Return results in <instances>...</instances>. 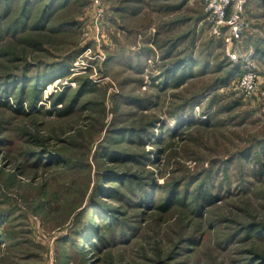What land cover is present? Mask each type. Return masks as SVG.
<instances>
[{
  "label": "rangeland",
  "instance_id": "374dc122",
  "mask_svg": "<svg viewBox=\"0 0 264 264\" xmlns=\"http://www.w3.org/2000/svg\"><path fill=\"white\" fill-rule=\"evenodd\" d=\"M7 1L0 264H264V98L238 89L242 64L228 30L212 34L207 0H57L36 29L52 0H28L23 32L9 25L24 0ZM236 2L225 22L249 23L240 52H254L264 93V0ZM142 130L152 140L131 143ZM99 184L143 186L153 204L97 195ZM176 195L183 207L157 208ZM91 204L116 219L102 239Z\"/></svg>",
  "mask_w": 264,
  "mask_h": 264
},
{
  "label": "trees",
  "instance_id": "16d2710c",
  "mask_svg": "<svg viewBox=\"0 0 264 264\" xmlns=\"http://www.w3.org/2000/svg\"><path fill=\"white\" fill-rule=\"evenodd\" d=\"M5 1H6L5 2L6 5H5L4 9L5 10L7 8L11 9V6H10L11 2H8L7 0H5ZM38 1L40 2V1H45V0H38ZM56 1L57 0H52V1L49 2V4H46V6L43 7V9L41 10L40 14L38 16H36V18H35V22H34V27L33 28L36 29L37 27L41 26L44 22H48L50 20V17L52 16L53 7L56 5V3H54V2H56ZM29 2L30 1H28V0H24V2L21 5L20 13L18 14V16H16L14 18V21L9 25L10 29L15 31V29L18 28L19 32H23V30H25L26 22H25L24 18L26 16L25 13L27 11V8L30 7ZM67 2H68V0H62L61 1V3H62L61 5H63L64 3H67ZM9 10H6V12H8ZM4 14H6V13H4ZM43 80H44V77L41 78V79L37 78V79H35L34 83L36 85H43L44 86V84H42ZM171 80H173L172 84L174 86H178L179 87L185 81V76H184L183 73H180L178 76L173 77ZM0 105L6 106V103L5 102L4 103L0 102ZM70 109L71 108H68L67 110H63L64 112H59V115H62L63 113L69 112ZM15 112H19V110H16ZM200 123L201 122H199L198 124H200ZM142 134H144V135H142ZM136 135H137L136 139L130 140V142L135 144V145L136 144L148 143L150 140H152V134L150 132H144L142 130V131H138L135 134V136ZM161 139H163V136H160L159 140L161 141ZM153 141L155 142L156 140H153ZM160 141H158V142H160ZM116 160H118V158L115 159V161ZM118 182H121V179H119ZM101 187H102L101 184H99L97 186V189H96V192H95L97 195H104V197L107 196L109 198H113L114 200L120 201V202H122V200L125 198V195H130V193H131L132 197L135 200L130 199L131 200V202L129 204L130 206H141V207H144L146 205H148V206L150 205L151 206L153 204V199H150V194L147 193V191H144L145 193H142L143 190H144L143 186H141V188H138V190H140V192L138 194H136V192L134 190V187L130 189V193L127 190H125V189H123V191H121L122 193H118V191L116 192L114 190H109V188L108 189L106 188V190H103L104 188H101ZM173 189L175 191L176 187L173 186ZM126 191H127V194H126ZM200 193H201V197H200L201 207H202L203 204L204 205H209V204L213 203V201L215 200L214 197H212L211 195H209V194H207L205 192H200ZM178 198H179V196L176 195L175 197L171 198L169 202H167L165 204H162L161 206L159 205L157 208H159L162 212H165V211H168L170 209V206L172 204H177L178 206L183 207L184 206L183 201L181 199H178ZM136 200H137V202H136ZM86 212H87L86 216H90V215H92L94 213V215L97 217V222H93V224H92L93 227H94V230H95L93 232H94V234H96V240L97 239H102V236L99 235V232L97 233V230H99L100 227H102V228L113 227V224H114L116 219L115 218H111L109 210H106V211L98 210L92 204L90 205V208L87 209ZM85 224H86V227H87V222L86 221H85ZM87 230H88V227H87ZM90 235H91V233L87 231L86 234H85V237H86L87 240H88L87 237L88 236L90 237ZM96 245L97 244L95 243L94 247H96ZM98 247H99V245H98Z\"/></svg>",
  "mask_w": 264,
  "mask_h": 264
},
{
  "label": "built area",
  "instance_id": "2783aa9c",
  "mask_svg": "<svg viewBox=\"0 0 264 264\" xmlns=\"http://www.w3.org/2000/svg\"><path fill=\"white\" fill-rule=\"evenodd\" d=\"M99 4V1L93 0ZM234 0H207V11L211 13V30L212 34L221 37L223 36L222 30L225 28L226 32H229V36L226 44V53L229 59L232 61L241 62L242 72L235 74L234 78H238V89L245 97H260L264 98V93L261 92L258 84V69L257 64L253 60L255 59L254 52L249 50L248 53H241L242 39L246 36L249 23L241 19L238 16H233L229 22H225V17L228 14L229 6ZM242 0H237L236 5H240ZM249 29V28H248Z\"/></svg>",
  "mask_w": 264,
  "mask_h": 264
},
{
  "label": "crops",
  "instance_id": "0c3cea01",
  "mask_svg": "<svg viewBox=\"0 0 264 264\" xmlns=\"http://www.w3.org/2000/svg\"><path fill=\"white\" fill-rule=\"evenodd\" d=\"M251 27V26H250ZM251 32V31H250ZM250 42H251V40H250Z\"/></svg>",
  "mask_w": 264,
  "mask_h": 264
}]
</instances>
